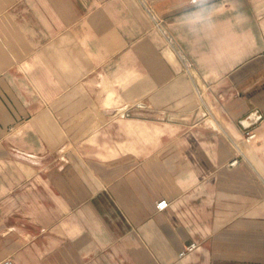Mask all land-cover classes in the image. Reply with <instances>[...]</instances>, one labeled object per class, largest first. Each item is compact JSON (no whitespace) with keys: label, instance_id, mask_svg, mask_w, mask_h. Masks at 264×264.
I'll list each match as a JSON object with an SVG mask.
<instances>
[{"label":"crops","instance_id":"crops-1","mask_svg":"<svg viewBox=\"0 0 264 264\" xmlns=\"http://www.w3.org/2000/svg\"><path fill=\"white\" fill-rule=\"evenodd\" d=\"M263 50L264 0H0V261L264 264Z\"/></svg>","mask_w":264,"mask_h":264},{"label":"built area","instance_id":"built-area-1","mask_svg":"<svg viewBox=\"0 0 264 264\" xmlns=\"http://www.w3.org/2000/svg\"><path fill=\"white\" fill-rule=\"evenodd\" d=\"M264 53V50H263ZM254 132L248 130L245 133V139L246 140H251L254 137ZM240 158L239 157H234L229 161L230 165H236L238 164ZM169 201L166 198H160L159 200L156 201L155 206L157 209H163L168 205ZM196 246V242L191 241L188 244L185 245V247L179 252L180 255L184 254L188 250L193 249ZM0 264H12V259L7 257L4 258L0 261Z\"/></svg>","mask_w":264,"mask_h":264},{"label":"clouds","instance_id":"clouds-1","mask_svg":"<svg viewBox=\"0 0 264 264\" xmlns=\"http://www.w3.org/2000/svg\"><path fill=\"white\" fill-rule=\"evenodd\" d=\"M194 3L200 4L203 2L204 5H207L209 0H193ZM205 8H200L196 12H193L189 14L188 16H185L182 18L183 23H190V24H199L204 20V13Z\"/></svg>","mask_w":264,"mask_h":264}]
</instances>
